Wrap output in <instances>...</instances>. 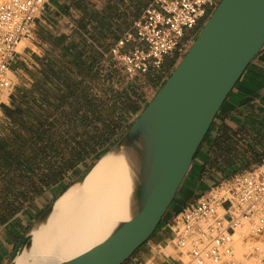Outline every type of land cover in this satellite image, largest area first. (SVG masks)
Listing matches in <instances>:
<instances>
[{
  "label": "crops",
  "instance_id": "0c3cea01",
  "mask_svg": "<svg viewBox=\"0 0 264 264\" xmlns=\"http://www.w3.org/2000/svg\"><path fill=\"white\" fill-rule=\"evenodd\" d=\"M151 2L47 0L31 36L16 50L8 68L11 87L0 105V264L71 176L124 134L172 72L176 55L129 77L109 52ZM132 46L128 41L123 50ZM263 161L264 48L223 102L174 202L183 187L205 183L208 191ZM185 196L176 211L195 199L187 191ZM175 212L123 264H180L167 228Z\"/></svg>",
  "mask_w": 264,
  "mask_h": 264
},
{
  "label": "water",
  "instance_id": "95a60500",
  "mask_svg": "<svg viewBox=\"0 0 264 264\" xmlns=\"http://www.w3.org/2000/svg\"><path fill=\"white\" fill-rule=\"evenodd\" d=\"M263 48L264 0H220L132 125L30 223L6 264L21 257L26 262L35 234L107 157L120 160L126 172V217L99 242L59 264L127 261L156 231L223 102Z\"/></svg>",
  "mask_w": 264,
  "mask_h": 264
},
{
  "label": "built area",
  "instance_id": "2783aa9c",
  "mask_svg": "<svg viewBox=\"0 0 264 264\" xmlns=\"http://www.w3.org/2000/svg\"><path fill=\"white\" fill-rule=\"evenodd\" d=\"M220 0H152L131 31L109 52L126 76L160 68L163 59L185 53L191 31ZM47 0H0V105L11 87L9 64L19 46L32 34L33 24ZM134 42L123 50L126 42ZM249 221V236L264 231V161L235 174L177 210L167 224L169 243L178 250L180 264H229L234 255L235 232ZM252 253L258 245H249ZM187 258V262H184ZM264 264V256L261 259Z\"/></svg>",
  "mask_w": 264,
  "mask_h": 264
},
{
  "label": "bare ground",
  "instance_id": "6f19581e",
  "mask_svg": "<svg viewBox=\"0 0 264 264\" xmlns=\"http://www.w3.org/2000/svg\"><path fill=\"white\" fill-rule=\"evenodd\" d=\"M126 195L127 177L121 161L103 159L86 176L79 193L64 198L59 212L35 234L26 262L21 257L16 264H59L96 244L116 222L125 219ZM243 222L236 230L245 235L249 227ZM235 239V252L241 255L245 249L242 237Z\"/></svg>",
  "mask_w": 264,
  "mask_h": 264
},
{
  "label": "rangeland",
  "instance_id": "374dc122",
  "mask_svg": "<svg viewBox=\"0 0 264 264\" xmlns=\"http://www.w3.org/2000/svg\"><path fill=\"white\" fill-rule=\"evenodd\" d=\"M211 13V12H210ZM209 13V14H210ZM209 14L207 15V17L200 23V24H198L192 31H191V38H190V42H189V44H188V46H187V48H189V46H190V44L192 43V41L194 40V38L196 37V35H197V33H198V31H199V29L201 28V26L203 25V23L205 22V20L208 18V16H209ZM24 44V40L19 44V47H18V49H20L21 47H22V45ZM174 55H176V58L173 60V61H175V62H177L183 55H184V53L183 52H177L176 54H174ZM173 63V62H172ZM116 75H117V87H118V92H119V90L122 92V90L123 89H121V87H122V85H120V83H122V81H124V79H122V75H121V72H120V70L117 68V71H116ZM101 87H103V85H101ZM130 90H132V89H130ZM131 122H132V120H131ZM202 143H203V141H202ZM201 143V144H202ZM207 171V170H206ZM209 171V170H208ZM203 172V171H202ZM72 178H71V181H70V184H72V182H74L75 181V179L78 177V176H76V177H73V176H71ZM216 178H218L219 176L217 175V176H215ZM206 181L207 182H209L208 181V179H206ZM69 184V185H70ZM185 184V183H184ZM206 184L205 183H202V184H198V187L199 188H197V189H195V190H193V189H190L189 191L185 188V187H183L182 189H181V191H180V193H179V196L177 197V200L174 202V204L170 207V211L165 215V219H167L168 217H169V215H170V212H175L176 210V206L178 205V207H181L182 205H183V203L185 202V195H186V191L188 192V195H190V196H193V198H196V197H198L199 195H201V194H203L204 192H206V191H204L203 189H204V186H205ZM193 200V199H192ZM175 210V211H174ZM243 222V221H242ZM245 222V221H244ZM243 222V223H244ZM247 225H248V227H249V229H250V227H251V223H249V221H246L245 222ZM241 227H242V225H241ZM237 231V230H236ZM249 231V230H248ZM238 233H239V235H238ZM243 233V232H242ZM247 233H249V232H245V235L244 234H241L239 231H237V232H235V237L236 238H239V239H241V237H242V239L240 240V241H242L241 243L243 244V251L241 252V255H240V252L239 253H237V252H235L236 250H235V248H234V255H233V259H232V261L229 263V264H263L262 262H261V259H262V257L264 256V231L262 232L263 233V235L262 234H260V235H257V236H254V237H250L249 236V234H247ZM243 235V236H242ZM244 240V241H243ZM235 241H236V239H235ZM245 242H246V245H245ZM235 243V242H234ZM248 244V245H247ZM253 244H255V245H258L259 246V256L258 257H254V256H251L249 253L251 252V250H250V248H249V245H253ZM234 246H235V244H234ZM184 262H187V258L184 260Z\"/></svg>",
  "mask_w": 264,
  "mask_h": 264
}]
</instances>
